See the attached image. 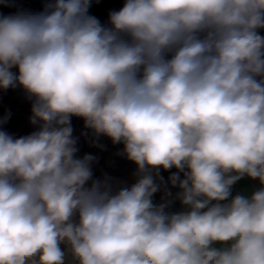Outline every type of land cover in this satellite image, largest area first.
<instances>
[{"label":"clouds","instance_id":"9594fccd","mask_svg":"<svg viewBox=\"0 0 264 264\" xmlns=\"http://www.w3.org/2000/svg\"><path fill=\"white\" fill-rule=\"evenodd\" d=\"M91 2L0 15V90L38 126L0 130V264H264V0H125L107 25ZM73 116L134 182L94 177Z\"/></svg>","mask_w":264,"mask_h":264},{"label":"trees","instance_id":"16d2710c","mask_svg":"<svg viewBox=\"0 0 264 264\" xmlns=\"http://www.w3.org/2000/svg\"><path fill=\"white\" fill-rule=\"evenodd\" d=\"M47 0H12V12L18 10H26L30 12H40L43 10ZM125 0H92L89 14L95 16L101 24L107 25L109 13L118 11L123 7ZM260 34L264 35V29L260 30ZM13 71H17L13 69ZM32 101L28 98L25 91L20 88H9L8 90H0V118L7 114H11L7 122L0 125V130L7 132L14 138H20L31 134L37 130L38 126H34L29 122L31 116ZM71 126L73 128V136L77 138L78 158H82L85 154H92L98 158V162L93 165L94 177H100L107 173L117 180L124 181L128 184L135 180L136 165L117 153L123 149L122 144H113L110 138L106 136L96 137L90 129L85 128L84 120L79 117H71ZM102 145L103 148L94 146ZM161 170V175L167 180L168 176L175 172ZM173 193L177 189H172ZM161 193H157L154 197L159 202ZM181 204L176 201L171 210L177 211L181 209Z\"/></svg>","mask_w":264,"mask_h":264},{"label":"rangeland","instance_id":"374dc122","mask_svg":"<svg viewBox=\"0 0 264 264\" xmlns=\"http://www.w3.org/2000/svg\"><path fill=\"white\" fill-rule=\"evenodd\" d=\"M10 5V6H8ZM12 0H7V4H0V15H9L12 12ZM259 187V182L256 180L245 177L238 181L232 189L233 195L235 194H250L252 190Z\"/></svg>","mask_w":264,"mask_h":264}]
</instances>
